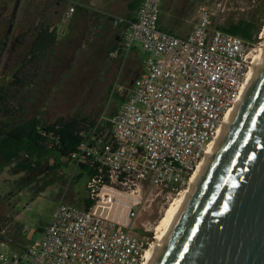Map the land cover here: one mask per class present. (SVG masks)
Wrapping results in <instances>:
<instances>
[{"label":"built area","instance_id":"obj_1","mask_svg":"<svg viewBox=\"0 0 264 264\" xmlns=\"http://www.w3.org/2000/svg\"><path fill=\"white\" fill-rule=\"evenodd\" d=\"M162 1L141 0L132 17L106 14L121 28L107 53L117 63L107 99L116 103L80 129L67 157L75 169H93L85 183L90 203L71 204L63 194L39 239L18 250L0 242V264H142L149 242L130 230L142 191L188 183L243 91L255 50L221 29L206 6L185 35L167 31ZM134 52L142 66L126 83L123 70ZM27 232L30 239L35 229Z\"/></svg>","mask_w":264,"mask_h":264},{"label":"rangeland","instance_id":"obj_2","mask_svg":"<svg viewBox=\"0 0 264 264\" xmlns=\"http://www.w3.org/2000/svg\"><path fill=\"white\" fill-rule=\"evenodd\" d=\"M128 1L0 0V83L10 89L9 105L14 107L16 119L37 115L53 122L58 117L81 116L91 121L97 120L105 107L111 106L109 112L114 110L111 104L116 101L107 96L117 63L107 53L115 36L119 38L121 28L112 26L106 14L126 16ZM73 3L86 10L76 8ZM71 6L74 10L69 12ZM201 6L212 10L219 26L239 20L252 22L258 28L251 40L253 49L263 41L264 0H163L160 25L177 35H185ZM42 19L60 31L36 77H27L28 82L21 87L12 82L13 74L20 69L22 74L33 71L26 60L35 25ZM141 61L140 54L132 53L123 70L126 83L140 71ZM60 161L61 166L55 167L54 157L50 156L27 172L16 162L6 164L0 158V240L6 249L18 250L39 239L38 231L28 239L27 229L36 230L47 223L63 194L65 202L82 205L86 174L77 176L79 168L75 170L69 161ZM186 186L178 190L145 188L143 207L130 230L150 243L156 224Z\"/></svg>","mask_w":264,"mask_h":264},{"label":"water","instance_id":"obj_3","mask_svg":"<svg viewBox=\"0 0 264 264\" xmlns=\"http://www.w3.org/2000/svg\"><path fill=\"white\" fill-rule=\"evenodd\" d=\"M153 264H264V61Z\"/></svg>","mask_w":264,"mask_h":264},{"label":"trees","instance_id":"obj_4","mask_svg":"<svg viewBox=\"0 0 264 264\" xmlns=\"http://www.w3.org/2000/svg\"><path fill=\"white\" fill-rule=\"evenodd\" d=\"M140 2L141 0L128 1L126 16L132 17ZM73 4L78 9L86 10L80 4ZM42 20L35 25L34 36L26 60L33 71L22 74L20 69L13 74L12 82L21 87L28 82L27 77H36V71L47 58V51L56 42L60 31L59 27ZM220 28L250 41L254 39L258 31V28L247 20H239L227 26H220ZM167 31L172 32L170 29ZM117 41L115 40L109 50ZM25 65L26 63H23V66ZM11 96L10 89L0 83V158L6 164L16 162L21 170L27 172L33 171L41 165L42 160H46L50 156L54 157L55 167L61 166L60 159L68 161L67 157L76 150L80 142L79 131L89 121L88 118L81 116L58 117L53 122H47L35 115L26 119H16L14 107L9 105ZM91 122L94 121L91 120ZM41 130H44V133H41ZM50 169H54V167ZM80 170H84L87 175L93 173V169L86 166H81ZM82 172L77 176H80ZM89 203L87 198L83 199V204L88 205Z\"/></svg>","mask_w":264,"mask_h":264},{"label":"bare ground","instance_id":"obj_5","mask_svg":"<svg viewBox=\"0 0 264 264\" xmlns=\"http://www.w3.org/2000/svg\"><path fill=\"white\" fill-rule=\"evenodd\" d=\"M261 38L263 39V41H261L256 49L251 53L252 60L250 64V70L243 91L241 92L236 103L226 112L216 136L210 142L203 159L197 165L196 169L189 178L187 186L179 192L178 196L167 208L166 213L163 215L162 219L156 224L154 228V234L151 237L149 246L146 248L142 264H153L156 257L160 253L169 236L170 231L172 230L175 222L177 221L179 215L185 207L191 193L193 192L194 187L197 185L211 155L214 153V150L223 137L235 113L237 112L245 94L249 90L259 68L264 61V30L261 32Z\"/></svg>","mask_w":264,"mask_h":264},{"label":"crops","instance_id":"obj_6","mask_svg":"<svg viewBox=\"0 0 264 264\" xmlns=\"http://www.w3.org/2000/svg\"><path fill=\"white\" fill-rule=\"evenodd\" d=\"M115 39L118 40V36H117V35L115 36ZM112 45H113V44H112ZM112 45H111V46H112ZM74 169H75V168H74ZM75 170H76V169H75ZM81 171L84 172V170H79L78 173H80ZM86 177H87V174H86ZM86 179H87V178H86ZM45 224H46V223H45ZM45 224H43V225H41L40 227H38V228L35 230V232L38 231L39 234H41V231H42V229H43V227H44ZM38 229H40V230H38ZM35 232H34V233H35ZM28 237H29V236H27V238H28ZM31 238H32V236H31Z\"/></svg>","mask_w":264,"mask_h":264}]
</instances>
